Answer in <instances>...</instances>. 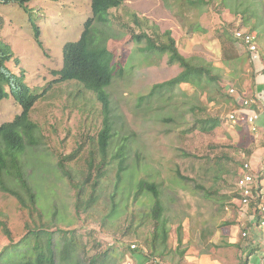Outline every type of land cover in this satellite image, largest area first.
<instances>
[{"label":"rangeland","instance_id":"374dc122","mask_svg":"<svg viewBox=\"0 0 264 264\" xmlns=\"http://www.w3.org/2000/svg\"><path fill=\"white\" fill-rule=\"evenodd\" d=\"M27 9L0 4V40L12 53L5 68L38 97L29 117L38 126L39 142L20 156L36 205L22 207L0 191V254L5 252L0 264L28 256L25 247L9 250L23 238L29 248L36 241L44 246L46 235L30 233L39 226L52 238L55 264H254L256 258L264 264V230L251 232L232 198L241 165L260 145L264 128L251 136L226 118L238 105L227 94L230 87L254 92L264 82V0H122L110 10L109 25H95L96 39L105 41L115 70L106 89L109 165L100 171L101 104L80 83L60 82L53 74L62 66L63 46L79 40L91 16L90 0H33ZM236 30L255 35L263 61L260 75L234 38ZM142 33L156 42H165L169 33L183 57L211 66L219 82L182 84L149 97L154 85L174 78L181 68L169 63L168 54L148 50L145 39L136 41L133 36ZM21 111L11 95L0 100V125ZM210 118L219 126L205 132ZM121 149L127 169L118 180L115 158ZM62 161L73 182L83 185L86 207L78 212L76 191L58 169ZM2 176L19 189L13 177ZM140 180L158 186L165 241L155 237L152 196L136 194ZM64 237L73 241L67 257Z\"/></svg>","mask_w":264,"mask_h":264},{"label":"trees","instance_id":"16d2710c","mask_svg":"<svg viewBox=\"0 0 264 264\" xmlns=\"http://www.w3.org/2000/svg\"><path fill=\"white\" fill-rule=\"evenodd\" d=\"M31 1L33 0H0V4H16L19 8L26 9V11H28L27 4ZM46 1L54 2L57 0ZM121 4L122 0H90L91 17L86 20L80 39L75 43H67L63 46L62 66L58 71L53 73L55 76H59L58 81L60 82L76 81L82 84L86 90L95 95L97 101L101 104L103 128L99 133L98 146L99 152L102 155V160L96 168L97 171H100L109 165V163H106L105 161V156L107 155L106 151L112 137V129L109 119L110 102L106 89L112 83L115 70L112 64L113 55L104 45L105 41L101 38L96 39L98 38L99 32L98 29H95V25H109L110 10L119 8ZM32 28H34L36 30L35 32L38 33L37 26L34 23ZM164 36L166 37L165 42H156L144 33H142V35L133 36L136 41L145 39L148 50L156 51L160 54H168L169 63L177 64L181 68V72L174 78L164 83L154 85L152 88L153 91L149 97H152L153 93L155 94L160 92L161 89H170L182 84H195L200 86L202 80H205L208 83L219 82V77L216 73H212L213 70L211 66L192 63V61H189L178 52L176 44L169 33H166ZM11 58V50L0 40V100L6 99L9 95H11L22 109L21 114L17 115L11 122L0 125V191L14 196L22 207L30 209L34 208L36 205V195L35 191H33L30 186L27 173L22 167L20 156L23 155L27 147H35L39 142L37 136L38 126L29 117L30 111L37 99L36 97L30 95L29 90L23 83L21 77H14L5 68V63ZM5 87H8L9 93L6 92ZM204 123L205 124L202 127V130L205 132H211L219 126L218 119L210 118ZM74 154L75 153H72L70 157L73 158ZM115 159H119L117 178L118 180H121L122 173L127 169L124 160V149L119 151L118 156ZM58 169L62 176L68 179L74 191H76V211H80L82 207L84 209L86 206L81 202L83 185L73 182L71 172L67 168H64L63 161L58 163ZM91 171H94L92 165H90L88 169L89 179L91 178ZM3 174L13 177L17 182L19 189L9 187L6 180L2 176ZM140 193L150 194L152 196L154 200L152 217L157 229L155 237L160 238L161 241H165V225L161 220L162 205L159 200L158 186L149 181L140 180L137 184L136 194ZM22 195L26 196L27 202H29L28 204L24 201ZM236 196L237 194L234 193L232 198H235ZM94 202L95 200L92 199L90 204ZM0 226L4 227L1 220ZM39 227H37L36 232L30 233H32L35 238L39 237V235H46L47 240L44 246H41L36 241L34 247L29 248V245L25 242L26 238H23L22 241L16 243L9 250L11 252H17L20 247H25L28 249V256L22 255L20 261L12 264H55V259L53 257L54 251L52 249V238L50 237V234L44 233V231ZM160 229L164 232L162 235L158 231ZM6 234L8 235L7 231ZM178 242L181 243V238L178 239ZM63 244V252L67 257L70 255L71 250H73V241L71 239L67 240V238L64 237ZM133 249H135V247ZM3 252L4 250L1 252L0 258L4 255L5 252ZM61 260L65 261V257L62 256ZM90 264H95V262L91 261ZM243 264H247V260H245Z\"/></svg>","mask_w":264,"mask_h":264},{"label":"built area","instance_id":"2783aa9c","mask_svg":"<svg viewBox=\"0 0 264 264\" xmlns=\"http://www.w3.org/2000/svg\"><path fill=\"white\" fill-rule=\"evenodd\" d=\"M234 37L237 39L246 49L249 54V61L255 65V72L260 75L263 67L261 57L259 54L258 46L256 43V37L253 33L247 30H237L234 32ZM230 96H235L236 91L230 87L228 89ZM237 103L239 105L238 110H233L227 115V121L231 125H240L245 128L251 136H257L258 130L256 122L259 119L260 113L264 112V102L262 99L257 98H244L239 96ZM245 158V155H242ZM264 174V165L261 168L253 169L249 160H246L241 165L238 177L236 179V198L239 207L242 209L243 216L248 219L251 232H254L257 227L259 230H264V188L260 186V177ZM226 210H228L226 208ZM250 229V228H249ZM248 230H244L241 234L243 239L247 238L250 233ZM135 246L132 245L133 249ZM260 264L261 261H260Z\"/></svg>","mask_w":264,"mask_h":264},{"label":"crops","instance_id":"0c3cea01","mask_svg":"<svg viewBox=\"0 0 264 264\" xmlns=\"http://www.w3.org/2000/svg\"><path fill=\"white\" fill-rule=\"evenodd\" d=\"M260 87L264 89V82L262 84L260 83L256 87V90L254 92L251 89L248 91H245V92L241 91L239 89L238 90H239L240 95H242V96H245V97H249V96L250 97H257V96H259L262 99V101L264 102V94H261L262 90ZM236 100H238V99L236 98ZM233 108L239 109V108H235V106H233ZM256 125H257L258 131L261 129V127L264 128V112L260 113L259 119L256 122ZM260 134H261L260 136H262L261 138H259L260 139V145L258 144L256 146V149L253 150L251 157L249 158V162H250L253 169L261 168L264 165V133L260 132ZM258 136H259V134H258ZM262 144H263V146H262ZM260 179L261 180L259 182H260V186L262 189V187L264 188V174L260 177ZM263 197H264V192H263ZM251 259L252 258H250V260ZM256 260H257V258L255 260H252V262L254 264H256L255 263ZM249 261H248V263H249ZM257 261L259 262L258 264H260V260H257Z\"/></svg>","mask_w":264,"mask_h":264},{"label":"clouds","instance_id":"9594fccd","mask_svg":"<svg viewBox=\"0 0 264 264\" xmlns=\"http://www.w3.org/2000/svg\"><path fill=\"white\" fill-rule=\"evenodd\" d=\"M91 17V16H90ZM85 24V23H84ZM84 30V29H83ZM237 31V30H236ZM247 31H249V30H247ZM250 32V31H249ZM252 33V32H251ZM82 34V33H81ZM233 36H234V33H233ZM81 37V36H80ZM235 38V37H234ZM80 39V38H79ZM236 41H238L237 39H236ZM77 42V41H76ZM73 43H75V42H73ZM240 43V42H239ZM256 43H257V40H256ZM242 45V44H241ZM245 51H246V49H245ZM247 52V51H246ZM259 54H260V52H259ZM261 55V54H260ZM248 58H249V54H248ZM261 62H263L262 60H261ZM252 64V63H251ZM254 67H255V65L254 64H252ZM258 66H262L263 67V65H258ZM263 70V69H262ZM256 71V70H255ZM262 72V71H261ZM255 74H258V73H256L255 72ZM261 74V73H260ZM76 82V81H75ZM24 83V82H23ZM78 83V82H77ZM25 84V83H24ZM82 85V84H81ZM83 86V85H82ZM27 87V86H26ZM28 88V87H27ZM85 89V88H84ZM29 90V89H28ZM86 90V89H85ZM235 91H236V95L235 96H232L233 98H234V101L236 102V104H238L237 103V100H236V98L238 99V97L239 96H241V97H244V98H254V99H257V98H259V97H245V96H242V95H239L238 93H237V91L239 92V90L237 89H234ZM88 91V90H87ZM30 93V95H31V92H29ZM228 94V93H227ZM33 96V95H32ZM228 96H230L229 94H228ZM34 97H36V96H34ZM36 99H38V97H36ZM261 99V98H260ZM37 102V101H36ZM235 108H240L239 107V105H237V106H235ZM234 110H238V109H234ZM17 116V115H16ZM15 116V117H16ZM227 117V116H226ZM7 123V122H6ZM4 124V123H3ZM247 160H249V158L247 159Z\"/></svg>","mask_w":264,"mask_h":264}]
</instances>
